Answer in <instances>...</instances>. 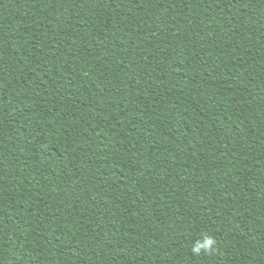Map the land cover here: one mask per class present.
I'll list each match as a JSON object with an SVG mask.
<instances>
[{
	"label": "trees",
	"instance_id": "1",
	"mask_svg": "<svg viewBox=\"0 0 264 264\" xmlns=\"http://www.w3.org/2000/svg\"><path fill=\"white\" fill-rule=\"evenodd\" d=\"M0 264H264V0H0Z\"/></svg>",
	"mask_w": 264,
	"mask_h": 264
},
{
	"label": "clouds",
	"instance_id": "2",
	"mask_svg": "<svg viewBox=\"0 0 264 264\" xmlns=\"http://www.w3.org/2000/svg\"><path fill=\"white\" fill-rule=\"evenodd\" d=\"M216 244L215 239L208 235L205 236L202 241H197L194 246L192 247V252L195 255H200V254H210L211 252L214 251V246Z\"/></svg>",
	"mask_w": 264,
	"mask_h": 264
}]
</instances>
